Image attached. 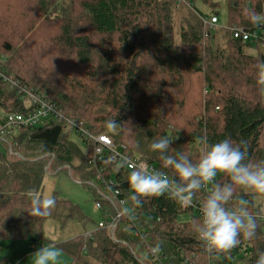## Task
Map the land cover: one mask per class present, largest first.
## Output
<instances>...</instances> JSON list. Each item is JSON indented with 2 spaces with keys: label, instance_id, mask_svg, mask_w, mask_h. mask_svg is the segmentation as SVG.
<instances>
[{
  "label": "trees",
  "instance_id": "trees-1",
  "mask_svg": "<svg viewBox=\"0 0 264 264\" xmlns=\"http://www.w3.org/2000/svg\"><path fill=\"white\" fill-rule=\"evenodd\" d=\"M197 0H0V71L55 107L65 119L93 136L106 135L125 153L160 167L150 144L164 136L170 151L193 160L203 145L227 137L247 141L252 161L264 160V101L257 85L264 46L234 39L231 28L264 33V0H227L226 28H210ZM211 5L210 0H199ZM219 20V19H218ZM219 24V22H218ZM37 106L0 78V126L11 114H27ZM110 121L116 127L108 126ZM72 131L77 141L68 137ZM93 143L75 133L65 120L50 119L37 127L4 133L0 146V241L43 236L49 219L61 221L79 210L56 195L46 216H31L32 197L42 199L47 174L68 175L92 191L101 214L119 210L89 185ZM105 178L114 181L120 198L140 221L151 247L167 256V264H255L264 251V220L256 237L243 240L231 253L209 255L192 228L199 218L167 195L145 198L132 208L129 171L104 155ZM217 181L227 182L218 175ZM207 192L193 197L200 207ZM256 192L237 189L249 210L261 214ZM79 213V212H78ZM148 215L153 219L148 218ZM189 217L187 221L181 218ZM103 217V215H102ZM84 232L56 243L70 264H156L141 239L122 218L111 236L80 217ZM107 221V218H104ZM87 226V227H86Z\"/></svg>",
  "mask_w": 264,
  "mask_h": 264
},
{
  "label": "clouds",
  "instance_id": "clouds-1",
  "mask_svg": "<svg viewBox=\"0 0 264 264\" xmlns=\"http://www.w3.org/2000/svg\"><path fill=\"white\" fill-rule=\"evenodd\" d=\"M257 85L264 92V63L258 66ZM110 128L116 127L110 121ZM197 143L203 151L197 160L183 151H170L173 140L161 137L150 144V150L157 154L159 168H150L147 161L131 163L127 182L131 189L129 201L132 208L140 207L145 198L167 195L182 207H190L193 197L201 190L207 192L200 204V218L193 221L192 228L203 249L209 255L231 253L243 240L256 237L257 215L249 210L244 199H235L237 189L264 194V160L252 161L248 156L247 141H234L227 137L216 143H209L207 137H199ZM227 178L220 183L217 176ZM55 197L39 199L32 197L29 214L49 215L55 208ZM122 213L131 217L128 207ZM159 245L152 249L159 250ZM61 251L54 244L42 246L30 258V264H60ZM255 264H264V251L256 253Z\"/></svg>",
  "mask_w": 264,
  "mask_h": 264
},
{
  "label": "built area",
  "instance_id": "built-area-1",
  "mask_svg": "<svg viewBox=\"0 0 264 264\" xmlns=\"http://www.w3.org/2000/svg\"><path fill=\"white\" fill-rule=\"evenodd\" d=\"M203 22L205 25L212 28L218 25L219 20L217 16H213L210 19H203ZM230 31L234 39L241 40L243 43L255 42L264 46V33H260L258 31L248 32L242 28H231ZM0 78L3 79L4 82L10 84L12 88L19 89L20 92H22V97L29 104L37 106L35 110L27 114H11L6 117L5 123L0 126V146L4 133L6 134L8 131L19 130L24 127H37L50 119L67 121L68 124L72 125L76 134H81L83 139L86 141H92L93 143L88 165L89 169L94 174V181H90L89 185L96 190L99 197L109 200L119 209L116 212V216H109L107 213L102 214L103 218L98 222V228L103 229L107 226L109 233L113 236L118 223L122 218H125L128 224H130L134 235L141 239V242L145 247V253L150 256L156 264H167L168 259L163 252H152L153 247H151L148 243V239L142 235L144 233V229L139 227V218L133 214L132 211V218H130L129 215L122 213V209L127 207L126 201L120 198L121 192L118 187L115 186L114 181L105 178V169L102 167L104 155H107L109 158L116 161L118 165L123 166V168L127 171H129V167L124 165V158H127V160L131 163L144 160L125 153L124 148L117 146L110 137L106 135L93 136L88 131L84 130L81 125L65 119L57 112L54 106L47 103L42 98H39L33 92L21 88L18 83L13 80V77H8L0 71ZM149 167L153 168L155 166L149 164ZM94 205L98 211H102L101 203L99 201H95ZM191 207L193 208L194 215L200 218V207L197 203L193 202ZM256 215L257 219L264 220L263 214L256 213ZM151 217L152 215H148V218ZM104 218H107V221H105ZM151 219H153V217ZM185 264H188V262L186 261Z\"/></svg>",
  "mask_w": 264,
  "mask_h": 264
},
{
  "label": "rangeland",
  "instance_id": "rangeland-1",
  "mask_svg": "<svg viewBox=\"0 0 264 264\" xmlns=\"http://www.w3.org/2000/svg\"><path fill=\"white\" fill-rule=\"evenodd\" d=\"M210 1L216 7H212L209 4L204 5L199 0L195 2L194 7L207 15L217 14L219 19L218 28H226L228 21L227 0ZM262 98L264 101V92H262ZM69 132L68 137L73 141H77L75 134L72 131ZM55 195L59 199L68 201L76 206L79 213L77 212L73 217L66 220L49 219L45 222L43 236L52 241L54 245L58 242L73 238L77 234L83 233L84 229H87L80 222V217H85L89 224H98L102 220L101 212L95 208V197L92 191L80 185L77 181L72 180L68 175L62 174L55 176L47 174L45 176L42 185V199L50 196L54 197ZM254 201L257 206H262L264 210V194L256 193ZM188 218L184 216L181 218V221H187ZM47 245L49 243H35L31 239L0 241V264H30L31 255L40 247ZM70 261L69 256L61 251L60 264H70Z\"/></svg>",
  "mask_w": 264,
  "mask_h": 264
},
{
  "label": "crops",
  "instance_id": "crops-1",
  "mask_svg": "<svg viewBox=\"0 0 264 264\" xmlns=\"http://www.w3.org/2000/svg\"><path fill=\"white\" fill-rule=\"evenodd\" d=\"M261 214L264 215V210H263V208H261ZM31 247H33V246H31Z\"/></svg>",
  "mask_w": 264,
  "mask_h": 264
}]
</instances>
